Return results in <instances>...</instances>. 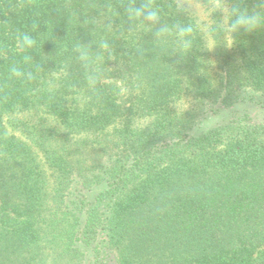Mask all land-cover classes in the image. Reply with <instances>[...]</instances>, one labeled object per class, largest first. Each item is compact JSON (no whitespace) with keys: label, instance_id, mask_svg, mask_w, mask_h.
<instances>
[{"label":"trees","instance_id":"16d2710c","mask_svg":"<svg viewBox=\"0 0 264 264\" xmlns=\"http://www.w3.org/2000/svg\"><path fill=\"white\" fill-rule=\"evenodd\" d=\"M119 3L0 0V264H264V120L198 129L207 105L264 109V30L232 46L209 31V48L157 0L193 25L160 43L130 32ZM108 4L121 16H102ZM108 23L110 57L96 43ZM23 31L38 45L30 81L8 75L25 53L4 51ZM79 43L107 73L95 91Z\"/></svg>","mask_w":264,"mask_h":264},{"label":"clouds","instance_id":"9594fccd","mask_svg":"<svg viewBox=\"0 0 264 264\" xmlns=\"http://www.w3.org/2000/svg\"><path fill=\"white\" fill-rule=\"evenodd\" d=\"M118 8L123 10L122 17L131 25L133 30L130 32L151 31L156 41L160 43L167 41L173 33L178 37H186L193 32L191 23L181 22L180 20L170 23L166 19L167 13L157 3V0H120ZM173 13L179 17H191L196 14L193 7L186 3V0H177ZM101 15L111 20L113 17H120L121 12L114 8L112 4H108L101 11ZM217 15L219 22L216 27L209 28L205 25L213 34L219 31L224 35L239 36L244 33L251 34L264 30V0H226L219 6ZM101 32L103 35L96 40V43L102 49V52L110 57L109 37L113 34L112 24H102ZM12 39L15 47H6L4 51L13 56L18 51L25 53V55L22 61H12L8 64V75L10 78L30 81L35 78L36 70L41 69L37 64H31V52L38 47L37 39L33 37L31 31L15 32ZM190 44L191 41L188 39L179 41V50H187ZM74 51L78 62L83 68L84 79L88 88L95 91L103 87L107 79V73L97 63L98 57L92 55L94 52L91 47L79 43L74 47ZM247 96L246 92L243 93L244 99ZM173 103L176 105L177 101ZM177 111H179L178 108Z\"/></svg>","mask_w":264,"mask_h":264},{"label":"rangeland","instance_id":"374dc122","mask_svg":"<svg viewBox=\"0 0 264 264\" xmlns=\"http://www.w3.org/2000/svg\"><path fill=\"white\" fill-rule=\"evenodd\" d=\"M177 2V0H175ZM225 2L224 0H186L187 4H190L195 13L193 17L196 19L198 25L203 31L206 43L209 48H213L214 41L212 40L211 35L209 34L210 25L213 22V12L219 10V6ZM205 25L209 26L206 28ZM226 39L229 43V46H232V39L230 35L226 36ZM198 105V102L192 97H188L186 100H182L180 106H177L178 109H189ZM211 107H215L212 109ZM209 112L207 117L202 116L200 123L198 124V129H206L208 127L214 126L219 123L226 122L227 120L237 117L245 112L253 115L254 118L258 120H264V109L259 106L253 105L249 102L247 103H237L230 107H225L219 104L216 105H207L205 110ZM103 247V246H102ZM102 256V255H101Z\"/></svg>","mask_w":264,"mask_h":264}]
</instances>
